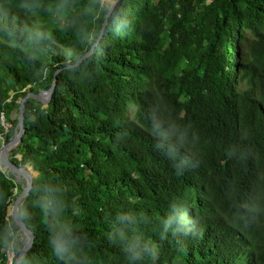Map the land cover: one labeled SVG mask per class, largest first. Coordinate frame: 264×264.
I'll return each mask as SVG.
<instances>
[{"label":"trees","instance_id":"trees-1","mask_svg":"<svg viewBox=\"0 0 264 264\" xmlns=\"http://www.w3.org/2000/svg\"><path fill=\"white\" fill-rule=\"evenodd\" d=\"M101 3L0 0V147L57 78L10 152L21 264H264V0H120L76 66ZM25 187L0 165V264Z\"/></svg>","mask_w":264,"mask_h":264},{"label":"water","instance_id":"water-1","mask_svg":"<svg viewBox=\"0 0 264 264\" xmlns=\"http://www.w3.org/2000/svg\"><path fill=\"white\" fill-rule=\"evenodd\" d=\"M119 1L120 0H116L114 6H112L109 9V12L106 16V20H105L102 32H101L97 42L92 47V49L85 56L82 57V59L76 64V66L81 64L84 60H86L92 54V52L94 51V49L96 48L98 43L104 37V32H105L106 27L108 25L109 17L113 13V11H114L116 5L119 3ZM56 84H57V78L54 81L53 87L49 91H47V92L42 91L37 95L33 94V93L28 94V96L21 102L19 111L12 114L10 117L12 121L18 120L20 131L16 132L15 137L12 141H10L6 144L2 143V145L0 147V152H1L0 164L2 162V164L5 166V170H7L9 173L13 174L14 176L18 177L19 179H25L26 180V187L23 190V192L16 197L12 211H11L12 218L14 219L17 226L19 227L20 232L26 238L24 245H23V249L19 253V255L17 256V258L15 260V264H21L22 263V260L27 255V253L32 249V247L34 246V243H35V235L25 225V223L22 221V219L20 217V207L23 204V201L25 200V198L29 196V194L33 188L34 178L37 176V172L33 168H29L27 166L21 167V166L14 164L12 162V160L10 159V152L12 150H14L15 148H17L21 144L24 133H25V102H26V100L33 98L36 101L40 102L43 106H48L51 99H52Z\"/></svg>","mask_w":264,"mask_h":264},{"label":"rangeland","instance_id":"rangeland-1","mask_svg":"<svg viewBox=\"0 0 264 264\" xmlns=\"http://www.w3.org/2000/svg\"><path fill=\"white\" fill-rule=\"evenodd\" d=\"M115 2H116V0H102V5L103 6H106L107 8H111L112 6H114V4H115ZM136 109H137V107L135 106V105H131V107H130V110H129V112H128V116L130 117V118H132V116H133V114L135 113V111H136ZM2 121L4 122V119H2ZM5 126L6 127H9L8 125H6L5 124ZM2 143H5L6 144V142L3 140L2 141ZM0 156H1V152H0ZM1 167H2V170H3V172H5L7 175L9 174V172L7 171V170H5V166L2 164V162H1ZM28 167V166H27ZM29 168H32V167H29ZM9 179V178H8ZM15 180H16V182H17V184H19V185H21V186H23L25 183H26V180L25 179H19L18 177H16L15 176ZM17 196H18V194H17ZM15 202V201H14ZM14 202H13V205H14ZM13 205L10 207V210H9V212H10V215H11V211H12V208H13ZM11 234H13V233H11ZM19 237L20 236V238H21V241L24 243L25 242V237H24V235L21 233H19V234H17L16 235V237ZM16 237L14 238L15 240H14V242H13V245H14V247H15V249H17V250H19V245H18V243H17V239H16ZM22 243V244H23ZM17 258V257H16Z\"/></svg>","mask_w":264,"mask_h":264},{"label":"built area","instance_id":"built-area-1","mask_svg":"<svg viewBox=\"0 0 264 264\" xmlns=\"http://www.w3.org/2000/svg\"><path fill=\"white\" fill-rule=\"evenodd\" d=\"M9 216H10V212H9ZM15 260H16V250L14 245H12V248L8 251L6 264H15Z\"/></svg>","mask_w":264,"mask_h":264},{"label":"crops","instance_id":"crops-1","mask_svg":"<svg viewBox=\"0 0 264 264\" xmlns=\"http://www.w3.org/2000/svg\"><path fill=\"white\" fill-rule=\"evenodd\" d=\"M23 243V242H22ZM23 245H24V243H23Z\"/></svg>","mask_w":264,"mask_h":264}]
</instances>
